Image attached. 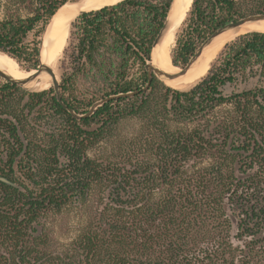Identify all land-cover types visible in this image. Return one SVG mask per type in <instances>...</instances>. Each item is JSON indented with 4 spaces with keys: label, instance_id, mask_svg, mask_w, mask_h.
Returning a JSON list of instances; mask_svg holds the SVG:
<instances>
[{
    "label": "trees",
    "instance_id": "trees-1",
    "mask_svg": "<svg viewBox=\"0 0 264 264\" xmlns=\"http://www.w3.org/2000/svg\"><path fill=\"white\" fill-rule=\"evenodd\" d=\"M78 1L35 0L29 16L0 21V51L23 72L36 69L45 27ZM172 2L122 0L70 24L60 63L64 103L84 115L97 100L138 91L131 97L78 119L53 90L33 93L23 108L37 116L23 120L10 94L18 87L0 86V114L15 118L27 141L16 160L22 142L14 124L0 119L9 146L0 176L11 183L0 182V264H253L246 241L264 236V104L257 100L264 90L226 97L221 89L249 65L264 80V33L226 45L189 91L155 78L143 91ZM241 2L264 14V0ZM236 4L193 0L172 65L185 66L210 33L237 20ZM83 81L89 97L73 94ZM222 106L231 109L219 118ZM236 157L247 170L232 168Z\"/></svg>",
    "mask_w": 264,
    "mask_h": 264
},
{
    "label": "rangeland",
    "instance_id": "rangeland-1",
    "mask_svg": "<svg viewBox=\"0 0 264 264\" xmlns=\"http://www.w3.org/2000/svg\"><path fill=\"white\" fill-rule=\"evenodd\" d=\"M80 1L70 2L65 6L64 9L70 10V8L71 9L81 8V6L77 7L78 4L80 3ZM34 2H35V0H0V21L5 20L7 18H19V17L23 18V17L29 16V14L31 13L32 8L34 6ZM236 2H237V4L235 7L237 9V12H239V14H241L239 18L248 16V15H252V14H258L255 11H258V9L261 8V6H245L241 2V0H236ZM252 4H253V0H251V5ZM250 8H251V12H250ZM64 18H69L70 21L73 20V18H71V17H64ZM69 27L70 26H68V29L66 30V36H65V40H64L63 45L61 46V48L59 49V51L55 54V56L53 58L54 63H53L52 69L57 73V75L60 77V79H62L61 78L62 71L60 69V63L63 60V54H62L63 49L67 44V39L69 36V34H68ZM177 30H178V27H177ZM177 30H176L175 34L172 36V38L170 39V41L168 42L169 55L171 53L172 48L174 47L173 44H174V40H175ZM239 36H241V35H239ZM239 36H236L232 40L225 42L226 43L225 46L230 44L231 42H233ZM40 37H39V39H40ZM28 39L30 40L31 36H29ZM223 48L220 51H218L217 57L214 59L213 62H215L218 59V56H219L220 52L223 50ZM18 66L23 71H26L24 69L25 65L18 64ZM20 69H18V70H20ZM22 70H20V71H22ZM30 73H33V72H30ZM259 73H260V67L258 65H249L246 69L245 75H240L241 73H238L236 75V80L234 82L230 83V88H226V86H224L222 88V92H223L224 96L228 97L232 94H240L243 92L254 93L257 90L262 89V87L264 86V80L260 76H259V79H257V76L259 75ZM204 75H202V76H204ZM5 83H7V82L0 78V86H2ZM159 83L161 85H163L161 82H159ZM196 84L197 83H192L187 88H178L177 90L182 91V92H186V91H189ZM60 86H61V83H60ZM242 86H244V87L242 88ZM166 88H168V87H166ZM50 90H53L51 80L47 84H44V85L42 84L41 88L37 89V90L32 89L30 91H27L21 87H18V90L13 89L10 91V94L12 96L13 101L15 103H17V105H18V110H19L18 114L21 115L23 120L25 118H28L30 120L31 118H34L35 116H37V114H34V113L29 114L27 112L28 109L23 108V106L28 102V95L33 94V93L48 92ZM91 92H92V87L87 83V81H83V82H80V85L77 86V88H76V90H74L73 94H81L82 97H84V96L89 97ZM44 100L46 101V97L44 98ZM257 100L259 102H261L262 104L264 103V100L261 99L260 97H257ZM230 109H231V106H222L217 110L216 115L219 118H223L225 115L224 113ZM20 110H23L22 111L23 113H21ZM2 115H6V114H2ZM8 116H10V115H8ZM3 120H6V119H3ZM52 120H55V119H52ZM94 128H95V126L92 125L91 127L87 128V130L90 131V130H93ZM41 131H42L41 129H37L36 134L41 136ZM7 138H8L7 134L2 133V131H0V167L1 168L3 167V164L6 160L7 149H9V146L6 142ZM232 165H233L232 168H234V167L241 168V170H244L247 168L245 166V158H243V157H236V159L233 161ZM241 224H242L241 225L242 229L243 228H249L251 230V223H244L243 224V222H242ZM220 229L225 231L226 227H224V225H221ZM54 230L56 232H58V234H59V232H60V230H62V228L58 224V225H56V227H54ZM62 237H64V236H62ZM246 244L249 245V247L251 248V262L253 264H261V261L264 262V236H257L255 238L252 237V239H249L246 241ZM2 248L3 247H0V250Z\"/></svg>",
    "mask_w": 264,
    "mask_h": 264
},
{
    "label": "water",
    "instance_id": "water-1",
    "mask_svg": "<svg viewBox=\"0 0 264 264\" xmlns=\"http://www.w3.org/2000/svg\"><path fill=\"white\" fill-rule=\"evenodd\" d=\"M121 1L122 0H119V2H121ZM119 2H117V3H119ZM192 2H193V0L191 1V4L188 7V9L186 10V12H183V10L186 7L185 6V1L184 0H173L172 5H171L170 10H169V13H168V16H167V18L165 20V23H164L163 27L161 28V30L159 31V33L157 34V36L154 39V42L152 44V49H154L157 45H161L162 44L164 38L167 36L169 31L175 25V22L178 20V18L181 16V14L184 13V18H183V20L181 21V23L178 26V30H179V28H180L181 24L183 23L185 17L187 16L188 12L190 11V8L192 6ZM117 3H115V4H117ZM67 4L61 6L57 10V12L50 19L49 23L47 24V26L45 27L44 31L41 34V37L39 39V44H38L39 65L37 66L36 69H33L35 72L33 74L25 77V78L15 79V78L11 77L6 71H4L3 69L0 68V78L5 80L9 84L16 85L18 87L23 88L24 90L30 91V90H32L31 86L33 85V83L37 80V78L40 75L49 76L51 78V84L53 86V90L55 92V96H56V100H57L58 104L67 113H69L73 117L79 119V118H82V117L91 116L93 114V112L98 107L102 106L106 102H109V101L114 100V99L117 100V99H120V98L131 97L134 94L138 93V91L130 92V93H121V94H117L115 96H109V97L100 99V100L96 101L95 103H93L92 106L89 108V110L84 115L77 114L75 111H73L70 107H68L64 103V101L62 100V97H61V93H60L61 79L57 75V73L50 66H48V65H46V64L41 62V55H42L43 51L45 50V43H46V40H47V38L49 36V33L51 31V25L53 23V18H54V16L56 14H59V15L65 16V17H68V16L71 15L73 17V20H74L79 15H81L83 13H86V12H89V11H92V10H84V9H78V8L66 10L64 8H65V6ZM112 5H114V4H112ZM108 6H110V5H108ZM100 8H102V7H100ZM100 8H98V9H100ZM94 10H97V9H94ZM172 14L176 15L175 16L176 19L174 17H171ZM258 21H264V14L258 13V14L248 15V16L239 18V19H237L235 21L229 22V23L217 28L212 33H210L198 45V47L195 49V51L193 52V54L190 57V59L188 60V62L185 64V66H183L182 68H179V71H177V72H171V73L170 72H165V71L161 70L160 68H158L157 66L153 65L150 61H148L145 64V67H144L145 72L147 74V84L145 85V87L142 90L145 91V90H147L149 88L153 78H155L157 81L161 82L165 87L170 88L169 86H167V83L171 82V81H176V80L184 77L196 65V63L199 60V58L201 57L202 53L218 37H220L223 34L235 31V30L239 29L241 26H243V25H245L247 23H254V22H258ZM71 22L69 23V26H70ZM178 30H177V32H178ZM68 34H69V32H68ZM0 53L4 54L1 51H0ZM4 55H6V54H4ZM210 66H209V68H210ZM27 72H30V71H27ZM207 72H206V74H207ZM204 76H202L201 78H203ZM201 78L197 79L194 83H197ZM257 79H259V75L257 76ZM225 86H226V88H230V83H227ZM243 87L244 86H242V88ZM262 89L264 90V86L262 87ZM0 118L1 119H6V120H10L14 124V126L16 128L17 135L19 136V139L22 142V150H21L20 154L16 157V160H19L24 155V153L26 152L27 141H26V139H25V137H24V135H23V133L21 131V128H20V126H19V124H18V122H17V120L15 118H13L12 116H8V115H0ZM0 182L11 184L6 178H4L2 176H0Z\"/></svg>",
    "mask_w": 264,
    "mask_h": 264
},
{
    "label": "bare ground",
    "instance_id": "bare-ground-1",
    "mask_svg": "<svg viewBox=\"0 0 264 264\" xmlns=\"http://www.w3.org/2000/svg\"><path fill=\"white\" fill-rule=\"evenodd\" d=\"M185 9L183 12H186L188 7L191 4L192 0H184ZM119 2V0H81L77 7L81 6L78 9L84 10H94L103 6L112 5ZM71 9V8H70ZM176 15L172 14L171 17ZM65 16L56 14L53 18V23L51 25V31L45 43V50L41 55V62L53 68V58L55 54L59 51L61 46L64 43L66 30L68 29L69 23L71 22L69 18H64ZM73 18L71 15L68 16ZM184 18V13L178 18L175 22L173 28L169 31L167 36L164 38L161 45H157L152 49L150 53V62L160 68L165 72H177L179 69L174 67L171 63L168 50V42L175 34L177 27ZM251 32L264 33V21H258L254 23H247L241 26L239 29L223 34L218 37L201 55L196 65L182 78L171 81L167 83V86L177 90L178 88H187L189 85L194 83L197 79L201 78L202 75L206 74L209 69V66L212 64L214 59L217 57L218 51H220L224 46L225 42H228L239 35H244ZM8 57V56H7ZM6 57V55L0 53V68L6 71L11 77L15 79H22L35 71L22 72L18 70L13 63ZM12 59V58H11ZM15 61V60H14ZM51 78L47 75H40L37 80L31 86L32 89H40L42 84H47Z\"/></svg>",
    "mask_w": 264,
    "mask_h": 264
},
{
    "label": "flooded vegetation",
    "instance_id": "flooded-vegetation-1",
    "mask_svg": "<svg viewBox=\"0 0 264 264\" xmlns=\"http://www.w3.org/2000/svg\"><path fill=\"white\" fill-rule=\"evenodd\" d=\"M221 91H222V89H221ZM222 94H223V92H222ZM224 95V94H223ZM233 95V94H232ZM231 96V95H230ZM229 97V96H228ZM0 173H2V172H0ZM7 184V183H6ZM10 185V184H9Z\"/></svg>",
    "mask_w": 264,
    "mask_h": 264
}]
</instances>
